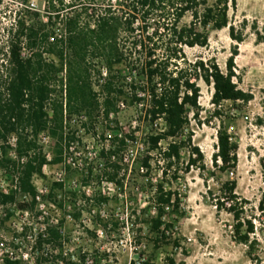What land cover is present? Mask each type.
<instances>
[{
    "label": "rangeland",
    "instance_id": "374dc122",
    "mask_svg": "<svg viewBox=\"0 0 264 264\" xmlns=\"http://www.w3.org/2000/svg\"><path fill=\"white\" fill-rule=\"evenodd\" d=\"M74 1L77 8L63 11L61 17L72 15L74 11L82 12L81 21L85 24L104 12L109 4L119 11L117 0ZM25 7L41 11L45 19L51 10L48 0H29L27 3L24 0H0V48L6 47L14 17ZM85 9L88 14H84ZM229 15L230 22L243 33V42L234 41L228 27L218 30L210 26L209 46L186 47L190 60L214 59L224 72L228 71L227 62L238 47L235 62L241 80L236 81L240 88L254 96L248 103L224 101L215 105L214 88L199 80L201 112L199 119L192 118L191 130L194 143L205 154L206 169H194L188 174L181 172L178 180L163 179L156 169L150 173L135 170L136 164L133 165L132 160L129 165L122 163L112 156L110 149L116 144V137L121 135V128L138 125V107L121 105L110 117L106 116L103 107L92 114L81 110L65 124L61 162H53L58 155V138L48 131L37 137L38 148L43 149L50 163L45 165L42 175L33 177L41 196L40 201L33 203L29 194L19 190V177L28 158L20 159L18 136L9 135L7 142L0 140V188L19 190V195L16 204L0 203V264L9 258L10 251L16 256L26 255L19 260L20 264H54L56 259L52 254H56L51 250L54 246L50 241L45 238L41 244L35 241L45 226L56 231L57 226L61 227L68 249L76 247L74 256H78L83 247H87L92 256L111 247L112 252L113 249L117 251L115 261L118 264H130L131 259L142 257L152 264H171L172 259L175 264H264V211L260 208L264 197V38L259 40L260 35L264 37V0H238L237 9H231ZM53 17V23L59 24L60 20ZM35 18L36 15H32L33 21ZM192 20V14L188 13L181 24L188 25ZM122 35V42L129 41ZM87 61L92 69L91 79L98 92V101L102 103L105 93L100 85L105 74L100 75L99 70L104 65V57L90 48ZM64 75L62 73L60 77ZM56 96L65 99L60 92ZM49 111L52 113L50 107ZM27 132L29 138H33L32 130ZM219 132L230 134L239 145L236 168L221 171L215 166ZM35 152L37 149L30 155L34 156ZM183 156L188 158L187 154ZM6 159L12 163L7 164ZM232 179L238 182L239 195L250 201L248 215L255 222L257 239L251 252L246 244L235 238L233 215L216 207L222 184ZM161 181L167 189L182 195L180 211L183 214L166 217L172 224L173 234L166 240L150 230V219L156 216L151 197ZM19 202L29 203V210H20ZM99 230H104L107 238H99ZM31 235L33 239L29 238ZM58 239L52 244L59 246L62 241ZM37 248L39 253H35ZM70 260L74 261L73 255Z\"/></svg>",
    "mask_w": 264,
    "mask_h": 264
},
{
    "label": "trees",
    "instance_id": "16d2710c",
    "mask_svg": "<svg viewBox=\"0 0 264 264\" xmlns=\"http://www.w3.org/2000/svg\"><path fill=\"white\" fill-rule=\"evenodd\" d=\"M48 1L51 10L47 20L42 18L41 11L27 7L17 13L8 31L7 45L0 48V140L7 142L9 135L16 134L19 157L28 158L19 177V190L29 194L33 203L37 202L39 194L33 177L42 175L45 165L50 163L43 149L38 148L39 134L48 131L58 138V155L53 162H61L65 124L76 111L92 114L101 107L107 117L121 105L138 107V125L121 128V135L110 149L112 156L122 163L129 165L132 160L135 170L150 173L156 169L163 179L172 180H178L181 172L205 170V154L194 143L191 130L192 118L199 119L201 112L199 80L214 88L215 105L224 101L248 103L254 96L236 81L241 80L235 62L238 47L227 62V72L214 59L190 60L186 47L209 46L210 26L218 30L228 27L230 37L243 42V33L230 22L229 15L231 9H237L238 0H117L119 11L109 4L85 24L81 21L82 12L61 17L63 11L77 8L74 0ZM85 10L84 14H88ZM188 13L193 20L182 25ZM32 15H36L35 21ZM53 16L60 20L59 24L53 23ZM122 34L129 41L122 42ZM263 38L259 36L260 41ZM90 48L104 57L99 70L100 75L105 74L100 85L105 93L102 103L98 101L87 61ZM62 73L65 75L60 77ZM58 92L65 99L57 97ZM29 129L33 138H29ZM6 148L7 145L3 147L5 152ZM33 149H37L34 156L30 155ZM238 149L230 134L219 132L215 166L221 171L236 168ZM4 162L12 163L9 159ZM237 186L234 179L224 182L216 207L233 215L235 238L251 252L257 243L256 225L248 215L250 201L239 195ZM19 190L0 188V203L16 204ZM151 198L156 216L150 219V230L162 239H171L172 224L166 217L183 214L182 195L167 189L161 181ZM29 207V203H18L20 210ZM260 208L264 211V197ZM57 238L58 231L50 228L49 239ZM38 240L41 244L42 235ZM4 264L19 261L5 258ZM143 264L152 263L147 260ZM171 264H175L173 259Z\"/></svg>",
    "mask_w": 264,
    "mask_h": 264
},
{
    "label": "built area",
    "instance_id": "2783aa9c",
    "mask_svg": "<svg viewBox=\"0 0 264 264\" xmlns=\"http://www.w3.org/2000/svg\"><path fill=\"white\" fill-rule=\"evenodd\" d=\"M41 196L40 194L38 195L37 197V200H41L40 199ZM29 210V209H28ZM22 211H27V210H22ZM57 224V223H56ZM54 225V226H57V225ZM50 226H53V224H51ZM58 228V240H61L62 242L60 243V245L58 246V244H52L53 240H50L49 239V236H50V228L48 227H44V229H42V231L36 236L37 238H35V241L36 243H39L37 242V239L39 238L40 235H42L43 238H45L47 241H50L49 243H51V245L54 246V248H52V252H55L56 255L52 254V257H55V263L54 264H118L117 261H115V258H117L116 256V250L113 249V252H112V248L109 247L107 250L106 249H102L101 251H98L95 255L96 256H92L90 253H88V249L87 247H83L81 250L78 251V256H74V250L76 247H73L71 249H68L67 247V240L65 239V233L64 231L61 229V227L59 228V226H57ZM23 231V230H22ZM21 231V232H22ZM97 236L99 238H107V233L104 231V230H99L97 231ZM29 238L33 239V235L29 236ZM57 240V239H56ZM124 240H121V243H123ZM131 245H132V240H131ZM33 246L31 247V250H33ZM39 248H37L35 250V253H39ZM45 251L43 250L42 253H44ZM56 252H61V253H56ZM49 251H47V255ZM31 254V253H29ZM73 255V258H74V261H71L70 260V256L72 257ZM9 258L12 260V261H19L20 259H22L23 257L26 258V255L23 254V257L20 255V256H16L15 252L14 251H10L9 253ZM144 261H147L146 258H141L140 260H135V259H131L130 261V264H143ZM21 261H19V264H20Z\"/></svg>",
    "mask_w": 264,
    "mask_h": 264
}]
</instances>
